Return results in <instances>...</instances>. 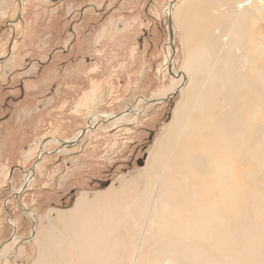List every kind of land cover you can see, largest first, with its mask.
I'll use <instances>...</instances> for the list:
<instances>
[{"label": "rangeland", "instance_id": "rangeland-1", "mask_svg": "<svg viewBox=\"0 0 264 264\" xmlns=\"http://www.w3.org/2000/svg\"><path fill=\"white\" fill-rule=\"evenodd\" d=\"M183 1L0 0V102L5 103L0 117L5 115L11 136L5 140L0 136V264H34L39 253L36 240L49 233L42 230L47 217L60 211L54 208L69 210L81 194L92 196L117 184L119 177L143 173L156 139L181 99V91H174L181 87L184 35L172 19L170 45L167 11L173 3L172 15ZM256 33L263 44L264 19L258 21ZM21 90L24 97L15 102ZM163 92L174 96L154 104L141 101L138 110L126 113L121 122L104 119L129 109L141 97L158 98ZM32 93L38 95L32 98L38 101L33 105L37 111L27 115L29 109L17 104L30 101ZM51 95L57 97L52 107L45 103ZM20 114L25 120L19 121ZM97 119L99 124L77 144L64 147L62 156L58 150L52 152L60 147L58 142L41 146L50 137L72 138L87 121L93 126ZM144 153L143 164L136 163ZM37 156L41 157L33 179L14 196L27 178L29 170L24 177L23 169H30ZM259 185L264 189V182ZM71 199L74 205L68 208ZM121 215L127 218L129 212L123 209ZM122 216L120 237L128 246L119 264L126 260L133 264L138 236L124 227ZM8 217L16 223L15 244L9 240L13 228ZM151 221L147 220V231ZM52 236L59 244L56 258L76 264L67 238L55 232ZM44 253L50 264V248Z\"/></svg>", "mask_w": 264, "mask_h": 264}, {"label": "bare ground", "instance_id": "bare-ground-1", "mask_svg": "<svg viewBox=\"0 0 264 264\" xmlns=\"http://www.w3.org/2000/svg\"><path fill=\"white\" fill-rule=\"evenodd\" d=\"M172 6L167 15L184 35L181 99L143 173L119 177L93 201L81 194L73 208L50 212L76 264L120 263L128 246L120 237L123 209L124 227L138 236L133 264H264V43L256 37L264 0H184L171 15ZM168 94L141 97L134 109L104 119L121 122L141 101L160 103ZM97 124L83 128L89 133ZM51 142L61 140L41 146ZM27 170L23 184L33 179ZM48 234L36 240L34 264H48V248L50 264H64L56 258L57 238Z\"/></svg>", "mask_w": 264, "mask_h": 264}, {"label": "crops", "instance_id": "crops-1", "mask_svg": "<svg viewBox=\"0 0 264 264\" xmlns=\"http://www.w3.org/2000/svg\"><path fill=\"white\" fill-rule=\"evenodd\" d=\"M21 93H20V95H18V97L15 99V102H16V100H19L20 98H23L24 97V93H25V91L24 92H22V90L20 91ZM29 96L31 97L30 99V101H24V102H22L21 103V105L18 103L17 104V106L19 105V106H23V105H25V107L27 108V109H29V111H27L25 114H27V115H29V114H31V112H34V111H37V108H35L33 105H34V103H38V101H35L34 102V100L32 99V98H34V99H37L38 98V95L36 94V93H32V94H29ZM7 97V96H6ZM56 99H57V97H56V95H51L50 97H48L47 96V100L45 101V103L48 105V106H50V107H52L57 101H56ZM6 107L7 108H9V107H11L10 105H6ZM4 110H5V103H2V102H0V113H2V112H4ZM18 110H20L19 108H18ZM120 112V111H119ZM9 114V113H8ZM4 118V119H3ZM19 118H20V120L19 121H21L22 119L23 120H25V118H26V116L24 115V116H22V114H20L19 115ZM5 115L4 116H2V117H0V136L3 138V140H5L6 138H7V136H8V138L9 137H11L10 136V132L9 131H7V129L5 128ZM28 122V121H27ZM26 122V123H27ZM32 126V125H31ZM33 127H36V126H33ZM2 129H4V130H2ZM80 129V128H79ZM9 130V129H8ZM7 132V133H6ZM8 134V135H7ZM18 136H20V138H21V130H19L18 131ZM19 138V139H20ZM51 138V137H50ZM55 138V137H54ZM58 139V138H57ZM66 139H70V137L69 138H66ZM66 139H64V140H66ZM42 144V143H41ZM66 148V147H65ZM65 148H63V149H61V150H63V151H59L58 152V154L60 153V152H64L66 149ZM59 149V147L58 148H54L53 150H52V152L53 153H55V152H57L56 150H58ZM59 156H62V154H59ZM39 165V164H38ZM38 165H37V167H38ZM62 166H64V165H62ZM36 167V168H37ZM56 167H59V164H56ZM55 167V168H56ZM24 170V177H25V171L27 170V169H23ZM54 171V170H53ZM60 172H61V170H60ZM23 183V182H22ZM22 185V184H21ZM20 185V186H21ZM59 192V191H58ZM60 192H64V190H62V191H60ZM94 192H96V191H94ZM88 193V192H87ZM93 193V192H92ZM95 195L96 194H94V195H92V196H88L87 195V200L88 201H93L94 200V197H95ZM78 198V197H77ZM76 198V199H77ZM76 201V200H75ZM75 203V202H74ZM74 205V204H73ZM52 210V209H51ZM53 210H66V209H56V208H54ZM30 211H32V210H30ZM33 212V211H32ZM56 212H59V211H56ZM54 215H55V213L52 211L51 212V216L52 217H54ZM48 216V215H47ZM28 217V216H27ZM32 219V218H31ZM33 221V224H35V226H36V220H32ZM14 222V226L16 225V223H15V221H13ZM33 226V225H32ZM32 226L30 227L31 229H29V231H32ZM15 229H16V234H17V228L15 227ZM42 230H44V231H46V232H49L50 234H54V231H55V228H54V226H53V224H52V222H51V219L49 218V217H47V222H46V226L44 227V228H42ZM31 237V236H30ZM62 258H63V256L62 255H60Z\"/></svg>", "mask_w": 264, "mask_h": 264}, {"label": "water", "instance_id": "water-1", "mask_svg": "<svg viewBox=\"0 0 264 264\" xmlns=\"http://www.w3.org/2000/svg\"><path fill=\"white\" fill-rule=\"evenodd\" d=\"M167 23H168L169 41H170V43H171V46H173V37H174L173 23H172V20H171V18H170L169 16L167 17ZM169 71L172 72V64H170V66H169ZM176 91H178V89L175 90L174 93H175ZM174 93L168 95L166 98L174 96ZM166 98H164L163 101H164ZM148 102H149V103H152V102H155V100H154V99H151V100H148ZM85 133H86V129H85V128H82V130H81V132H80V134L78 135L77 138H73V139H70V140H68V141H65V140L63 141V140H61V142H60V146H64V145H65V146L68 147V146H70V145L77 144L78 139L82 138L83 135H84ZM43 153H44V152H42L41 154H43ZM40 157H41V156H40ZM40 157L38 156L36 162H38V161L40 160ZM36 162H35L34 165L30 168V170H31V174H33L34 171H35V164H36ZM138 163H139L140 165L143 164V162L140 161V160L138 161ZM107 183H109V181H107L106 184H107ZM27 185H28V184H27V181H26V182L23 184L22 189L24 190V189L26 188ZM22 189H21V190H22ZM21 190H17V191H15V192H13V195H14V196H18V195L20 194ZM32 220H33V219H32ZM10 225H11L12 228H13V230H12V234H13L14 232H16V229H15V226H13L12 224H10ZM33 227H34V226H33ZM33 234H34V229L31 231V236H33ZM9 240H11V238H10Z\"/></svg>", "mask_w": 264, "mask_h": 264}, {"label": "flooded vegetation", "instance_id": "flooded-vegetation-1", "mask_svg": "<svg viewBox=\"0 0 264 264\" xmlns=\"http://www.w3.org/2000/svg\"><path fill=\"white\" fill-rule=\"evenodd\" d=\"M135 108V104H133L132 105V108L131 109H134ZM130 109V110H131ZM125 115H123V117H124ZM122 117V116H121ZM97 122V121H96ZM96 122H94V123H96ZM94 125V124H93ZM83 138V137H82ZM81 138V139H82ZM144 157H146V155H145V153L142 155V157L141 158H138L137 160H136V163L140 160V161H142V162H144ZM98 182H104V181H102V180H98ZM71 190H74L73 188L71 189Z\"/></svg>", "mask_w": 264, "mask_h": 264}, {"label": "trees", "instance_id": "trees-1", "mask_svg": "<svg viewBox=\"0 0 264 264\" xmlns=\"http://www.w3.org/2000/svg\"><path fill=\"white\" fill-rule=\"evenodd\" d=\"M73 201H74V199H71V200L69 201L70 204L67 205L68 208H70L69 206H71L72 204H74ZM66 209H67V208H66Z\"/></svg>", "mask_w": 264, "mask_h": 264}]
</instances>
